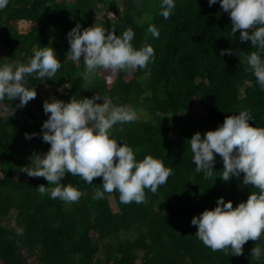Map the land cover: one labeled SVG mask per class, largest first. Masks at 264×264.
<instances>
[{"label": "trees", "instance_id": "1", "mask_svg": "<svg viewBox=\"0 0 264 264\" xmlns=\"http://www.w3.org/2000/svg\"><path fill=\"white\" fill-rule=\"evenodd\" d=\"M119 1V16L109 18L107 12L117 11ZM175 3L168 19L159 14L160 0H9L0 10V63H26L34 48L49 47L61 65L52 77H26L37 95L25 107H17L19 98L0 101V264H264L251 255L255 246L264 249V234L247 241L240 256L230 249L213 252L195 237L193 216L213 209L219 197L236 207L258 189L243 185V174L227 182L218 177L224 168L219 154H214L213 175L205 179L195 171L188 143L197 131L203 135L215 130L242 110L250 112L251 126L264 127V91L245 63L258 49L239 40L240 30L231 32L230 16L219 3ZM92 12H101V19ZM77 23L97 24L117 35L131 27L133 46L150 44L154 61L144 69L115 73L110 87L105 80L110 70L100 69L85 79L83 57L73 62L68 53L67 33ZM150 25L159 30L158 38L148 32ZM221 49L233 54L220 56ZM44 82L67 85L64 94L55 95L65 102L73 95L99 94L134 108L138 119L114 125L111 138H123L137 160L146 155L162 160L171 169L167 183L155 194L145 189L142 204H122L115 191L94 199L95 190L103 191L102 177L85 184L79 176L66 174L61 183L82 192L73 203L41 194V184L56 185L22 170L31 167L33 154L43 155L50 148L39 126L48 118L44 93L39 92ZM11 107L15 115L9 117ZM26 133L37 135L26 139Z\"/></svg>", "mask_w": 264, "mask_h": 264}, {"label": "clouds", "instance_id": "2", "mask_svg": "<svg viewBox=\"0 0 264 264\" xmlns=\"http://www.w3.org/2000/svg\"><path fill=\"white\" fill-rule=\"evenodd\" d=\"M8 3L9 0H0V10ZM217 3L230 16L231 32L240 30L239 40L250 41L258 49L245 57V63L264 91V0H208L209 7ZM175 7V0H160L159 14L168 19ZM148 32L154 38L160 34L155 25H150ZM134 36L131 27L117 35L97 24L83 27L77 23L67 33L68 53L73 62L83 57L85 79L100 69L113 74L144 69L154 61V48L150 44L135 48L131 43ZM219 54L233 53L231 49H221ZM60 67L55 50L49 47L34 48L26 63H0V101L19 98L17 107H25L37 95L28 86L26 77L33 73L38 74V79L52 77ZM107 82H112L111 77ZM101 99L103 102L97 103ZM43 110L48 118L42 124V140L50 148L43 155L33 154L31 167L22 170L29 177H43L48 184L56 185L47 188L41 184L38 186L41 194L73 203L81 198L82 192L71 183H61L66 174L79 176L85 184L102 177L103 191L95 190L94 199L101 200L105 193L115 191L119 192L122 204H142L146 202L145 189L155 194L167 183L171 169L162 160L152 155L137 160L123 138L120 141L111 138L114 125L138 119L131 106L117 105L94 94L91 98L73 95L68 102L52 96L43 102ZM14 115L15 109L11 107L8 116ZM250 120H253L250 112L242 110L227 116L215 130H206L203 135L197 131L188 140L195 171L203 173L205 179L213 175L214 154H219L224 168L218 177L227 182L243 174V185L258 189L236 207L231 200L226 202L219 197L213 209L193 216L191 224L197 226L195 237L213 252L230 249L232 255L240 256L247 241H258L264 234V127H253ZM35 135L26 133L25 138L32 139ZM251 255L257 261L264 260V249L255 246Z\"/></svg>", "mask_w": 264, "mask_h": 264}, {"label": "rangeland", "instance_id": "3", "mask_svg": "<svg viewBox=\"0 0 264 264\" xmlns=\"http://www.w3.org/2000/svg\"><path fill=\"white\" fill-rule=\"evenodd\" d=\"M118 3H119V6H118V8H117V11H108V12H107V15L109 16V18H111V19H116V18L119 16L120 11H121V4H120V1H119ZM103 11H104V10H103ZM101 14H102L101 12H99V13L92 12L91 16H92L93 18H97V19L99 20V19H101V17H102ZM143 18H144V17H142V19H143ZM110 72H111V71H110ZM106 74H108V75H106L107 77H105V80H106L107 85L110 87L112 83H108V82H107L108 77H111V80H112V78L115 76V74H113V73H106ZM98 76H100V74H99ZM39 92H41V88L39 89ZM45 95H47V94L44 93L42 99L45 97ZM45 120H46V118H44V121H45ZM44 121H43V122H44ZM43 122L39 123V126H40L41 128H42V124H43ZM28 147L33 148L30 144L28 145ZM28 147H27V148H28ZM109 200H110V202L112 203V199H111V197L109 198ZM113 205H114V204H113Z\"/></svg>", "mask_w": 264, "mask_h": 264}, {"label": "built area", "instance_id": "4", "mask_svg": "<svg viewBox=\"0 0 264 264\" xmlns=\"http://www.w3.org/2000/svg\"><path fill=\"white\" fill-rule=\"evenodd\" d=\"M66 88H67V85L61 86V87H52L48 84H44L43 87L41 88V92L46 93L47 95H45L43 99L44 100H46L47 98L49 99L50 97L55 96L56 93L64 94ZM40 103H41V100H40ZM34 109H35V115L38 117V119H40L41 112L39 108L35 106Z\"/></svg>", "mask_w": 264, "mask_h": 264}]
</instances>
